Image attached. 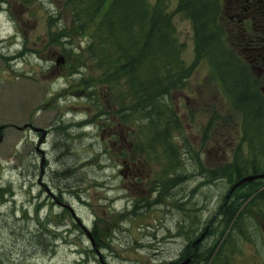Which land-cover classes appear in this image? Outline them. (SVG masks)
Masks as SVG:
<instances>
[{
	"label": "rangeland",
	"instance_id": "1",
	"mask_svg": "<svg viewBox=\"0 0 264 264\" xmlns=\"http://www.w3.org/2000/svg\"><path fill=\"white\" fill-rule=\"evenodd\" d=\"M164 1L174 29L172 65L169 76L159 65L148 73L153 59L137 65L136 84L148 94L143 99L132 94L122 75L100 79L91 53L99 50L94 23L100 13L92 18L76 13L75 0H0V36L19 32L16 40L7 36V58L0 40V264H97L94 247L88 258L80 251L90 241L74 225L69 208L58 204L63 201L90 234L96 231L92 243L112 264H173L188 256L189 264H264V200L254 199L264 178L229 192L234 171L207 176L253 152L264 170L261 146L250 151L241 139L239 97L230 99L208 59L195 53L192 21L177 10L178 0ZM222 15L218 9L217 31L231 48ZM251 73L250 91L264 106V84ZM161 101L171 105L176 121L154 129L142 110L145 102L156 108ZM83 124L88 126L80 128ZM40 166L49 191L36 184ZM139 169L142 181L133 185ZM76 170L82 174L70 175ZM241 170L247 174L250 168ZM116 174L119 181L110 182ZM105 180L109 184L101 185ZM65 185L69 190H58ZM51 190L60 202L50 198ZM255 201L260 202L251 205ZM236 203L248 207L240 222L222 221ZM159 221L169 229H145L159 237L138 240L144 232L138 227ZM228 223L246 225L248 235L237 237V228L230 234L231 226L223 227ZM117 226L128 232L117 233ZM228 237L233 242L221 251ZM153 243L169 252L159 257L139 247ZM217 247L213 262L202 259Z\"/></svg>",
	"mask_w": 264,
	"mask_h": 264
},
{
	"label": "trees",
	"instance_id": "2",
	"mask_svg": "<svg viewBox=\"0 0 264 264\" xmlns=\"http://www.w3.org/2000/svg\"><path fill=\"white\" fill-rule=\"evenodd\" d=\"M177 5V8L189 16L193 22L196 49L199 55L205 56L209 60L211 67L219 75L227 94L231 98L239 97L238 103L244 108L242 136L248 142L250 151L255 150L256 145L254 144H257L261 146V153L264 154V124L262 119L264 106L255 94L248 91L249 80L244 78V67L225 48L223 39L219 37L216 8L213 5V0H178ZM73 7H75L76 13L87 14L89 18L100 13L99 18L94 23V35L99 50L91 51V53L93 64L101 70L99 76L101 80L108 81L122 75L131 88L132 94L146 99L148 94L136 84L134 78L137 65L153 59L155 61H150L151 65L146 67L148 73L153 72V67L159 65L169 76L172 65L171 59L173 58L170 45L175 38L171 13L167 9V1L75 0ZM103 7L105 8L103 9ZM177 56L176 51L174 57ZM174 78L175 83L180 79L178 76H174ZM146 103L147 105L142 111L147 126L149 124V127L158 129L155 127L157 125L154 124H168L169 121L171 122L169 118L172 119V122L176 121L175 114L168 102L161 101L156 108L151 102ZM253 139H259V141L252 142ZM170 145L173 146L169 138ZM254 156L255 152L248 159L251 161L249 167L252 172L258 170L257 166L253 164L259 158H254ZM243 169H245L244 166ZM257 181L260 180L254 182ZM254 199L264 200V188ZM258 202L260 201L250 203L251 205H258ZM238 203L230 205L229 212L231 214L224 213L225 216L222 221L235 219L240 222L241 212L243 214V211L248 207L243 208V210L239 209L237 208ZM235 214L237 217L234 218ZM223 227L227 228V225L223 224ZM241 227L231 226L230 234L235 232L237 228V237L248 235L243 232L246 225L242 227V230ZM40 234L38 235L40 236ZM233 239L234 237L226 238L221 251L228 247ZM218 250L217 247L215 252H212V249L206 251V254L204 253L206 256H203L202 259H210L209 263L213 262ZM0 260H2L1 255Z\"/></svg>",
	"mask_w": 264,
	"mask_h": 264
},
{
	"label": "flooded vegetation",
	"instance_id": "3",
	"mask_svg": "<svg viewBox=\"0 0 264 264\" xmlns=\"http://www.w3.org/2000/svg\"><path fill=\"white\" fill-rule=\"evenodd\" d=\"M218 8L224 13L222 15V26L230 33L227 39L231 44V48L238 55L251 72L256 73V78L264 84V0H219ZM264 89V87H262ZM127 163L124 162V166ZM166 171L165 179L169 177V170ZM216 172L215 169L209 171V173ZM122 176L126 175L125 171H119ZM139 176L132 177L133 185L142 181L141 177L144 170H138ZM219 173V172H218ZM211 175V174H209ZM155 176L153 172L148 175L152 178ZM48 177V176H47ZM121 175H119L120 179ZM139 177V179H137ZM50 189L53 187V180H51ZM36 182L45 188H48V179L45 180V175H40ZM200 182L198 181L197 184ZM196 184V183H195ZM53 191V190H52ZM54 193H50V198H54ZM49 199V198H47ZM167 208L169 205L164 204ZM199 207V205H198ZM92 235L96 234V231L92 229ZM143 233L141 235H145ZM157 236V235H156ZM147 240H154L151 236L143 237ZM94 251L98 254L97 248ZM101 261V260H100ZM103 263V262H102Z\"/></svg>",
	"mask_w": 264,
	"mask_h": 264
},
{
	"label": "water",
	"instance_id": "4",
	"mask_svg": "<svg viewBox=\"0 0 264 264\" xmlns=\"http://www.w3.org/2000/svg\"><path fill=\"white\" fill-rule=\"evenodd\" d=\"M263 176H264V173L255 174V175H248V176L244 177L243 179H241L237 184H239V183H241L243 181H249V180H252L254 178L263 177ZM188 262H189V258H187L186 260L182 261L179 264H187Z\"/></svg>",
	"mask_w": 264,
	"mask_h": 264
},
{
	"label": "bare ground",
	"instance_id": "5",
	"mask_svg": "<svg viewBox=\"0 0 264 264\" xmlns=\"http://www.w3.org/2000/svg\"><path fill=\"white\" fill-rule=\"evenodd\" d=\"M64 202V201H63ZM168 205V204H167ZM142 209V208H141ZM234 222H238V220L236 221L235 219H232ZM232 220H230V221H232ZM227 221H229V220H227ZM230 226H232L230 223H228L227 224V227H230ZM169 251V249H167V252Z\"/></svg>",
	"mask_w": 264,
	"mask_h": 264
}]
</instances>
